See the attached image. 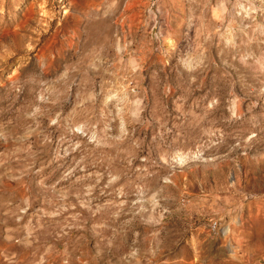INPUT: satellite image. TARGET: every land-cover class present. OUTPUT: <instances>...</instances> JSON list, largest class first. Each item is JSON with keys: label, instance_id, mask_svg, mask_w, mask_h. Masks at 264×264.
<instances>
[{"label": "rangeland", "instance_id": "374dc122", "mask_svg": "<svg viewBox=\"0 0 264 264\" xmlns=\"http://www.w3.org/2000/svg\"><path fill=\"white\" fill-rule=\"evenodd\" d=\"M0 264H264V0H0Z\"/></svg>", "mask_w": 264, "mask_h": 264}]
</instances>
